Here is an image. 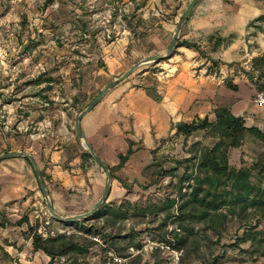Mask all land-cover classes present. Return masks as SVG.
Wrapping results in <instances>:
<instances>
[{
	"label": "rangeland",
	"instance_id": "rangeland-1",
	"mask_svg": "<svg viewBox=\"0 0 264 264\" xmlns=\"http://www.w3.org/2000/svg\"><path fill=\"white\" fill-rule=\"evenodd\" d=\"M190 1L0 0V154L28 153L41 141L56 146L69 135L81 143L74 135L76 116L132 65L166 54ZM256 23L250 34L264 36V22ZM167 25L171 30L164 37ZM104 57L121 60L107 68ZM170 59L143 64L123 81L142 86L143 79L156 78ZM234 65L236 77L243 76L256 92L264 91V52ZM173 137L167 140L161 166L149 169L140 183L127 185L123 198L129 203L122 204L126 218L114 229L105 220L94 224L100 232L96 237L63 229L88 246L81 264H264V179L255 171L249 178L253 193L263 201L259 206L227 203L217 215L210 212L207 222L188 218L180 225L178 208L195 187L200 152L211 149L218 138L204 130ZM262 150L246 133L238 148L228 150V166L248 170ZM163 205L169 206L168 218L157 212ZM180 239L186 243L178 247ZM52 264L68 262L60 258Z\"/></svg>",
	"mask_w": 264,
	"mask_h": 264
},
{
	"label": "crops",
	"instance_id": "crops-1",
	"mask_svg": "<svg viewBox=\"0 0 264 264\" xmlns=\"http://www.w3.org/2000/svg\"><path fill=\"white\" fill-rule=\"evenodd\" d=\"M262 15V1L203 0L181 31L180 40L195 48L176 47L156 78L143 79L142 86L120 82L81 118L83 137L107 168L116 167L118 156L125 155L132 143L133 153L113 176L128 185L140 183L154 157L167 153V140L177 137L180 123L204 118L212 123L217 107L243 118L246 127L264 131V107L250 100L256 91L243 76H235L234 65L264 52V36L250 34ZM170 30L167 25L164 37ZM216 38L226 44L214 50ZM102 60L108 68V63H119L121 57ZM213 65L219 66L216 71L209 69ZM37 147L25 151L44 175L54 211L63 217L90 211L103 192L106 175L93 160L83 161L81 143L69 135L59 145L41 141ZM127 191L112 178L106 203L118 204ZM0 213V264H48L49 257L33 252L31 240L24 239L23 233L28 227L38 230L44 221L55 233L69 228L50 220L33 168L24 158L0 162ZM23 216L27 222L19 224Z\"/></svg>",
	"mask_w": 264,
	"mask_h": 264
},
{
	"label": "trees",
	"instance_id": "trees-1",
	"mask_svg": "<svg viewBox=\"0 0 264 264\" xmlns=\"http://www.w3.org/2000/svg\"><path fill=\"white\" fill-rule=\"evenodd\" d=\"M260 21L264 22V15L260 16L255 22ZM180 38L181 34L177 42V47L185 45L195 48L194 45L185 42L181 43ZM222 44H226L225 41L222 38H216L214 50ZM213 113L215 116L214 123H210L207 118H204L196 119L191 123H180L176 127L175 135L182 134L185 137H188L197 131L204 130L209 132L213 137L218 138L217 143L211 149H206L200 152L198 163L196 164L197 175L195 177V187L192 188V191L189 194V199L183 202L178 208L179 215L177 220L180 225L188 218L195 222H207L213 217L210 212L217 215V211L222 206L227 205V203L230 207L238 205L243 208L246 206H259L263 203L261 197L256 193H253L254 187L249 183V178L251 177L252 171H255L259 178L264 179V132L256 127H246L243 118L234 116L225 108L217 107L214 109ZM246 133L260 142L263 150L259 155L257 163L252 165L250 169L235 171L228 166L227 153L229 149L238 148L240 146L243 136ZM82 151L83 161L87 159L92 161L88 151L84 149ZM132 153V143L129 141V149L127 153L118 156L119 164L113 168L108 167L111 177L118 180L126 190H128V184L112 174L123 167L124 163ZM162 155L163 154L154 157L150 169L159 168L161 166L160 158L162 161L166 160V157ZM25 160L31 166L29 160ZM40 173L43 178V173ZM219 186H223L224 189L219 191ZM226 186H228L230 190L227 189ZM126 200V198H123L118 203L116 209L113 208V204L106 203L105 200L100 209L90 218L71 223H62V225L65 227H72L84 236H100V232L96 229L94 224L101 220H105L108 227L114 229L119 223L118 221L126 218V213L122 208L123 203H129ZM168 209V205H163L158 207L157 212L165 213L166 218H168L170 216L166 213ZM152 211L156 212L155 209L150 210V212ZM1 217L0 213V218ZM50 219L54 221L52 218ZM22 222H27L25 216L21 218L19 224ZM87 224L89 225L87 226ZM0 226H3L1 221ZM102 228L103 226L101 229ZM23 236L26 240H31L33 252H42L49 257L50 261L48 264H52L55 259L60 258H64L68 264H81L88 251V246L79 240L81 237L79 238L75 234L70 235L61 233L59 235V233H56V236L54 237H43L37 233L35 227H28L27 231L23 233ZM251 240L255 241V239ZM185 243V239H180L177 245L178 247H181L184 246ZM135 246L138 247V245Z\"/></svg>",
	"mask_w": 264,
	"mask_h": 264
},
{
	"label": "water",
	"instance_id": "water-1",
	"mask_svg": "<svg viewBox=\"0 0 264 264\" xmlns=\"http://www.w3.org/2000/svg\"><path fill=\"white\" fill-rule=\"evenodd\" d=\"M197 1L198 0H191L188 3V5H187L186 9L184 10V12L182 13V15L180 16V18H179V20L175 26V30L173 32L169 47H168L165 55L151 57V58L142 60V61L132 65L124 73H122L120 76L113 79L106 86H104L102 88V90L94 97V99L86 106V108L83 109L76 116V118L74 120V126H73L75 137L81 142L83 148L88 151L92 160L104 171V173L106 175V183H105L103 192H102L100 198L98 199V201L96 202V204L94 205V207L90 211H88L84 214L68 216V217H63V216L58 215L53 209L52 203H51L49 196H48V193H47L45 183L43 181L41 173H40L32 155L25 153V152H6V153L0 154V162L5 160V159L16 158V157L25 158V159L29 160V162L33 168V171L35 173L37 183H38V187H39L40 192H41L43 199L45 201L46 210L52 219H54L60 223H71L74 221H82V220L88 219L100 209L102 203L106 200L107 195L109 193L111 180H112L111 174H110L107 166L97 157V155L91 149L87 140L83 137V135L80 131V128H79V122L85 114H87L89 111H91L100 102V100L103 98V96L109 90H111L116 85H118L120 82H122L123 80L128 78L139 66H141L143 64H148V63H158V62L163 61V60H168L172 57V55H173V53L177 47V41L179 39L181 30H182L183 26L185 25V23L188 21V18H189V16H190V14H191V12H192ZM257 1L264 2V0H257Z\"/></svg>",
	"mask_w": 264,
	"mask_h": 264
},
{
	"label": "built area",
	"instance_id": "built-area-1",
	"mask_svg": "<svg viewBox=\"0 0 264 264\" xmlns=\"http://www.w3.org/2000/svg\"><path fill=\"white\" fill-rule=\"evenodd\" d=\"M254 103L259 107H264V91H259L255 93ZM49 224L50 223L48 221H44L42 223V226L37 230V233L42 235L43 237L56 236V233L54 231L47 228ZM67 234H69V232H67Z\"/></svg>",
	"mask_w": 264,
	"mask_h": 264
}]
</instances>
